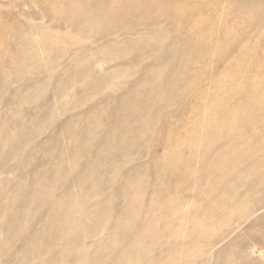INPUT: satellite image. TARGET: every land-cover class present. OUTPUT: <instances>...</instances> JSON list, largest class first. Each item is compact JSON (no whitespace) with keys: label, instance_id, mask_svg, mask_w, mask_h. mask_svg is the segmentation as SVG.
<instances>
[{"label":"rangeland","instance_id":"obj_1","mask_svg":"<svg viewBox=\"0 0 264 264\" xmlns=\"http://www.w3.org/2000/svg\"><path fill=\"white\" fill-rule=\"evenodd\" d=\"M0 264H264V0H0Z\"/></svg>","mask_w":264,"mask_h":264},{"label":"bare ground","instance_id":"obj_2","mask_svg":"<svg viewBox=\"0 0 264 264\" xmlns=\"http://www.w3.org/2000/svg\"><path fill=\"white\" fill-rule=\"evenodd\" d=\"M136 1H137V0H136ZM138 1H139V0H138ZM162 1H163V0H162ZM136 3H137V2H136ZM138 3H139V2H138ZM138 3H137V4H138ZM72 4H73V3H72ZM120 4H121V3H120ZM139 4H140V3H139ZM184 7H185V6H184ZM142 8H143V7H142ZM115 15H116V14H115ZM91 21H92V20H91ZM190 44H191V43H190ZM190 50H191V49H190ZM198 51H199V50H198ZM6 52H7V51H6ZM1 57H2V56H1ZM158 72H159V71H158ZM156 75H157V74H156ZM158 75H159V74H158ZM158 75H157V76H158ZM256 77H257V76H256ZM256 79H257V78H256ZM256 83H257V82H256ZM258 85H259V84H258ZM144 86H145V85H144ZM254 88H255V86H254ZM256 90H257V89H256ZM234 91H235V90H234ZM225 95H226V94H225ZM145 97H146V96H145ZM150 97H151V96H150ZM255 103H256V102H255ZM255 105H256V104H255ZM238 107H239V106H238ZM252 108H253V107H252ZM253 109H254V108H253ZM205 114H206V112H205ZM208 114H209V113H208ZM233 114H234V110H233ZM242 114H243V113H242ZM235 116H236V114H234L233 117L235 118ZM232 119H233V118H232ZM233 120H234V119H233ZM198 124H199V123H198ZM220 124H221V123H220ZM239 124H240V123H239ZM213 126H214V125H213ZM235 128H236V126H235ZM229 130H230V129H229ZM233 130H234V129H233ZM225 132L228 133L227 130H226ZM230 134H231V132H230ZM197 136H198V135H197ZM225 137H226V136H225ZM196 139H197V138H196ZM198 139H199V138H198ZM198 142H199V141H198ZM177 143H179V142H177ZM221 143H222V142H221ZM222 145H223V144H222ZM180 146H181V145H180ZM195 146H196V145H195ZM224 146H225V145H224ZM247 147H248V146H247ZM177 148H178V147H177ZM179 148H180V147H179ZM177 150H178V149H177ZM225 150H226V149H225ZM225 150H224V151H225ZM171 151H172V150H171ZM175 152H176V151H175ZM171 155H172V154H171ZM175 155H176V154H175ZM172 156H173V155H172ZM184 156H185V155H184ZM173 159H174V158H173ZM178 160H179V159H178ZM175 163H176V161H175ZM178 169H179V168H178ZM172 171H173V170H172ZM180 180H181V179H180ZM173 183H174V182H173ZM232 194H233V193H232ZM211 206H212V205H211ZM219 210H220V209H219ZM201 228H202V227H201ZM203 228H204V227H203ZM202 232H203V231H202ZM202 232H201V233H202ZM145 250H146V249H145ZM139 260H140V259H139Z\"/></svg>","mask_w":264,"mask_h":264}]
</instances>
